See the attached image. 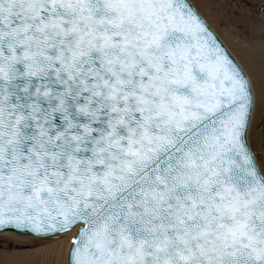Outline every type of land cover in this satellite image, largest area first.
<instances>
[{
  "label": "snow or ice",
  "instance_id": "snow-or-ice-1",
  "mask_svg": "<svg viewBox=\"0 0 264 264\" xmlns=\"http://www.w3.org/2000/svg\"><path fill=\"white\" fill-rule=\"evenodd\" d=\"M0 264H264V0H0Z\"/></svg>",
  "mask_w": 264,
  "mask_h": 264
},
{
  "label": "bare ground",
  "instance_id": "bare-ground-1",
  "mask_svg": "<svg viewBox=\"0 0 264 264\" xmlns=\"http://www.w3.org/2000/svg\"><path fill=\"white\" fill-rule=\"evenodd\" d=\"M240 2L242 3V0H240ZM208 11V16L210 17V20L209 22L212 23L213 27L214 28H217V31L220 32L222 34V37H225L227 36L229 40L232 41L233 44H236L238 43L235 39V37H231L229 36V33L227 31V29H225L223 26H220V27H217V23H215L214 21L217 20V16L219 15L218 13H213L212 11L210 10H207ZM228 42V41H226ZM232 46V44H230V47ZM238 51H240L239 48H237ZM241 55H244V53L241 51L240 52Z\"/></svg>",
  "mask_w": 264,
  "mask_h": 264
}]
</instances>
